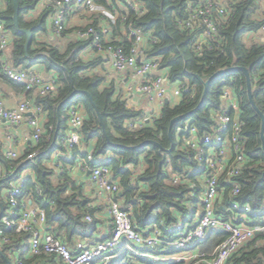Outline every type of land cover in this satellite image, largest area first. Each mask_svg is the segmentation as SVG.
I'll list each match as a JSON object with an SVG mask.
<instances>
[{"label":"trees","instance_id":"16d2710c","mask_svg":"<svg viewBox=\"0 0 264 264\" xmlns=\"http://www.w3.org/2000/svg\"><path fill=\"white\" fill-rule=\"evenodd\" d=\"M6 2L5 9L0 13V20L4 22V29L13 35V42L8 52V58L14 68L28 69L35 65H43L57 73L58 88L55 93L35 95L29 92L28 96L34 104L40 106L47 116V135L41 137L36 146L28 148L23 155L9 160L1 153L0 162L12 172L18 166V173L29 168L32 174L23 181V188L19 199L31 200L46 211V223L49 230L65 245L73 247L77 238L90 240L96 231L98 223L95 217L96 208L90 206V199L84 195L83 188L77 186L70 177L66 164L74 165L75 157L79 154L73 148L70 161L63 159L64 172L54 180V171L45 165V161L55 152L65 151L58 140L53 147L43 152L52 141L53 132L59 123V130L64 129L66 111L73 104H81L85 111V120L81 128V140L86 143L94 141L92 161L89 165L103 164L101 158L108 154L113 155L109 164L114 180L118 183L119 193L116 199L130 213L131 222L139 230L158 226L163 232V238H170L166 229L169 225L183 218L185 225H191L196 218V209L199 204L201 191L202 169L198 166L195 152L184 151L181 141H177V129L183 126L185 120L191 119L192 125L197 128L196 138L210 133L214 124V114L221 108V85L232 89L239 101L240 119L243 122L242 135L245 138L242 150L244 161L236 175L220 177V187L223 189V203L230 205L232 201L240 205L248 204V224H264V155L261 150L260 130L261 118L248 100L245 75L240 70L229 71L212 80L209 85L202 106L189 117L176 122L171 129L174 146L166 154L153 143H145L138 149L114 147L112 143L135 146L145 141H157L163 148L171 146L168 131L171 120L194 109L203 93L202 80L208 79L220 69L229 67H245L249 70L253 100L264 115V41H247V33L258 34L264 20L261 18V4L259 0H240L235 4V13L228 19L218 20L219 41L205 45L201 54L193 48L194 35L197 32L183 28L178 19H185L187 6L191 0H138L144 12L137 13L127 9L125 17L120 16L112 25L113 42L121 46L125 52L131 48V40L127 32L122 34V28L133 26L142 29L145 34L152 36V43L147 44L146 54L156 58L159 69L166 70L170 83H183L181 98L171 103H164L158 116L145 121L140 127L133 128L130 122H136L145 117L143 110L128 105L122 94L117 92L114 82H107L104 69V60L95 56L91 60H78L77 53L87 46V42H71L65 50L51 44L38 43L34 36L28 48L29 58L24 57L25 35L18 34L13 28L12 1ZM20 5L19 25L21 28L33 29V33L45 30V21L49 14L48 9L35 18L26 20L38 0H18ZM98 5L109 8L106 0H94ZM101 18L100 14L88 15V20L96 25ZM260 35V34H258ZM261 37V36H260ZM256 73L258 75L256 76ZM21 91L24 87L16 83ZM87 90L100 112L104 130L100 124L95 108L88 97L79 93L73 95L59 109V104L65 100L73 89ZM49 126L53 127L48 131ZM179 136V135H178ZM180 138V137H179ZM180 140V139H179ZM37 150L34 160L27 159V155ZM87 153L83 155L86 157ZM143 169L137 170L140 164ZM17 173V174H18ZM6 180L1 185L8 187L18 180V175ZM2 174L0 175V178ZM174 178H178L174 181ZM238 185L239 193L231 198L229 195L232 186ZM190 205L194 206L191 210ZM199 208V206H198ZM188 210L191 216L188 217ZM222 213H225L221 211ZM226 214V213H225ZM91 217V221L86 220ZM9 239L3 243L2 252L7 250L27 253L29 234L4 231L2 234ZM226 237L223 231L210 232L195 248L210 253ZM24 249V250H23ZM130 256V257H129ZM119 258L111 264H184L183 262L153 261L148 257L128 254L126 258ZM50 257L45 254L30 256L25 264H46ZM127 258V259H128ZM1 259V256H0ZM122 260V261H121ZM226 264H264V232L256 234L251 240L235 252Z\"/></svg>","mask_w":264,"mask_h":264},{"label":"built area","instance_id":"2783aa9c","mask_svg":"<svg viewBox=\"0 0 264 264\" xmlns=\"http://www.w3.org/2000/svg\"><path fill=\"white\" fill-rule=\"evenodd\" d=\"M45 9L49 10L51 27L56 34L66 31V19L78 8L87 9L92 14H100V23H88L74 29L78 41L87 42L85 48L89 53H101L107 56L111 67L125 75L128 80L125 91L131 95H145L147 100L157 108L151 111V117H144L136 122H130L133 128L140 127L145 121L154 118L160 112L164 103H171L181 98L183 83H170L167 73L159 69L156 58L146 54V46L153 42L150 34L133 26L122 28L131 40V48L125 52L121 46H116L112 36V25L122 13L125 17L127 9L137 13L144 12L138 0H106L108 9L98 5L94 0H44ZM240 0H191L187 6L185 19H178L183 28L191 29L194 35L193 48L197 54L205 45L219 41L218 20L228 19L235 13V4ZM261 4V18L264 20V0ZM6 2L0 0V13L5 9ZM124 13V14H123ZM264 34V23L259 33ZM260 37V38H261ZM264 41V39H260ZM8 36L4 22L0 20V50L8 46ZM85 55V54H83ZM84 57V56H83ZM81 53L77 59L82 60ZM0 73L10 80L22 84L25 90L35 95L55 93L58 88L57 78L44 80L38 72L22 68H14L7 61H0ZM258 73H256V76ZM221 108L214 114V124L210 133L197 140V128L191 119L185 120L178 127L177 134L184 151L195 152V158L202 171L201 191L198 197L199 208L191 225H185L183 218L169 225L166 229L170 238H163V232L158 226L139 230L133 225L130 213L123 208L120 200L118 183L114 180L109 164L113 155L101 158L103 164L90 167V181L103 192L108 199L110 214V231L103 240L94 241L88 245L78 243L75 248L65 245L48 228L45 209L37 205H27L19 199L23 188V179L11 183L7 194V207L0 217V240L9 241L2 234L4 231L29 234L28 250L32 256L45 254L55 256L57 264H111L114 259L134 254L148 257L153 261L183 262L184 264H226L229 258L257 233L264 232L263 225L248 224V204L240 205L232 201L230 205L223 203V189L220 187V177L236 175L244 161L243 148L245 138L242 135L243 122L240 119L239 101L236 93L227 85H221ZM169 97V99H168ZM40 106L33 100L24 97L16 106L8 107L0 99V127L2 124L18 125L26 120L31 138L36 146L47 129L39 120ZM67 131L58 142L64 150L70 149L81 140V128L85 120V111L81 104H73L66 111ZM158 116V115H156ZM53 127L49 126L48 131ZM38 155L35 150L27 155L33 160ZM6 159L19 157L16 151L8 150ZM87 161H94L92 155H87ZM178 178H174L177 181ZM239 193L237 184L232 186L231 198ZM194 206L191 207L193 209ZM221 211L225 212L222 213ZM90 221V216L85 217ZM223 231L226 237L210 253L195 248L210 232ZM11 251V255L15 252ZM130 257V256H129ZM13 264H25L21 256L15 257Z\"/></svg>","mask_w":264,"mask_h":264},{"label":"crops","instance_id":"0c3cea01","mask_svg":"<svg viewBox=\"0 0 264 264\" xmlns=\"http://www.w3.org/2000/svg\"><path fill=\"white\" fill-rule=\"evenodd\" d=\"M45 1L44 0H38L37 6L29 12L26 16V20L35 19L42 11L45 9ZM87 9L84 8H78L75 12L70 14L66 19V31L62 34H56L54 33L52 27H51V20L49 16H47L45 21V30L36 32L35 38L38 43H47L51 44L61 50H65L67 45L71 42H80L77 40L74 29L77 27L84 26L88 23H92V21L88 20V15H91ZM101 21L99 20V23ZM98 23V22H97ZM123 34V29H122ZM8 36V46L7 48L2 51L0 50V61H7L10 66L14 67L11 61L8 58V52L10 50V46L13 42V35L9 32H7ZM255 39V37L253 38ZM260 39H264V34L262 35ZM78 53H81V56L83 57V61L91 60V58L95 56H99L104 60V69L102 72L107 77V82H114L116 86L117 92L122 94V97L127 100V103L129 106L137 109L143 110V113L145 117H151L152 110L157 111L158 109L155 108L153 104H151L145 95H138V94H127L125 91V86L128 82L125 75L115 71L110 64L109 59L107 56L101 53H89L86 48H83ZM77 53V55H78ZM85 54V55H83ZM21 68V67H19ZM23 69V68H22ZM26 70L32 71V72H38L41 77L46 81L51 78L56 79L57 73L54 70L47 69L43 65H35L31 68H28ZM163 73H166V70H162ZM14 81L10 80L7 76L0 73V99L3 100L6 106L8 107H14L16 106L24 97L30 98L31 96H28V91L25 90L24 85L16 83L20 86L24 87V91H21L18 86L14 85ZM169 99V97H168ZM172 100V99H169ZM167 100V101H169ZM159 114V112H157ZM154 114V116L158 115ZM39 120L44 128L47 123V116L46 114L41 111L39 113ZM58 125V132L61 133V136L67 131L66 121H65V127L62 130H59V123ZM56 125V127H57ZM56 130V128H55ZM54 130V132H55ZM53 132V135H54ZM48 136L47 132L43 133V137ZM60 136V137H61ZM59 137V138H60ZM53 139V137H52ZM57 140V139H56ZM52 142V141H51ZM94 141L91 142H84L79 141L78 144H75L70 149H66L63 152H55L50 156V159L45 161V165L54 171V180H56L57 176H60L64 170L65 166L63 163V159H65L67 162L72 159L73 156V148L76 147V151H79V154L75 157V163L74 165L66 164V169H68L70 177L74 180L77 186H81L83 188L84 195L90 199V206L93 208H96L95 217L97 218V229L93 233V238L90 240H82L80 238L75 239L74 245L72 248H75L78 243H81L83 245H88L94 241L103 240L107 237L108 232L110 231V214L108 211V199L106 195L101 192L96 186L90 181V161L86 160V157H83L85 153L86 155H92V149L94 146ZM34 146V142L31 138V130L26 122L23 121L22 123L18 125H7L2 124L0 127V150L1 153L4 155L6 151L13 150L16 151L19 156L23 155L28 148H31ZM111 154H108L106 157H108ZM104 157V158H106ZM144 164H140L136 169H143ZM10 171H8L4 164L0 162V175L2 174V177H5ZM0 178V179H1ZM24 180V179H23ZM15 181H13L14 183ZM4 183V182H3ZM2 184V183H1ZM0 184V205L3 206V210L7 207L6 199L8 194V187H3ZM27 205H35L32 204L31 200H26ZM122 203V201H121ZM91 219V217H90ZM91 221V220H90ZM3 242L0 240V249L2 247ZM24 250V249H23ZM15 253L11 255V251L7 250L6 252H2L0 250V264H13L15 257L21 256L22 251H14ZM32 256L29 253V250L27 249V253L24 254V258L26 260ZM50 258L45 261L46 264H57L56 257L55 256H49ZM23 258V259H24Z\"/></svg>","mask_w":264,"mask_h":264},{"label":"water","instance_id":"95a60500","mask_svg":"<svg viewBox=\"0 0 264 264\" xmlns=\"http://www.w3.org/2000/svg\"><path fill=\"white\" fill-rule=\"evenodd\" d=\"M11 1H12V9H13V14H12V17H11L12 22H13V28H14L16 33L25 35L26 38H25V43H24V57L25 58H29L28 48L31 46V43H32L33 38L35 36V33H33V29L32 28L25 29V28H21L20 27V25H19V13H20L19 2H18V0H11ZM233 70H240V71H242L244 73L245 79H246V92H247L248 100H249L250 104L252 105V107L255 109V111L259 114V116L261 118L260 140H261V150H262V153L264 155V115L259 110V108L255 105V102L253 100V93H252L251 78H250L249 70L246 69L245 67H238V66L229 67V68H225V69H220V70L216 71L215 73H213L208 79L202 80L204 89H203V93H202V96H201V99H200L198 105L194 109L189 111L188 113H185V114L178 115V116L174 117L171 120V122H170L169 131H168L169 138L171 139L170 148L165 149L157 141H153V140L145 141V142L140 143V144L135 145V146H127V145H123V144H119V143H112L110 141H109V143L112 146H114V147H123V148H126V149H138V148L142 147L145 143H153V144L157 145L160 148L161 151L164 152V154H163V160H164L165 157H166V154L169 153L172 150L173 146H174V142H173V139H172V133H171L172 126L176 122H179V121L189 117L191 114L196 112L202 106V104H203V102L205 100L209 85H210V83L212 82L213 79H215V78H217L219 76H222L223 74H225V73H227L229 71H233ZM79 93L85 94L88 97V99L90 100L91 104L95 108L96 113H97V115L99 117L100 124H101L102 129H103V133L106 134V132L104 130L102 116H101L100 112L98 111V109L96 108L91 94L87 90H80V89L74 88L72 93L65 100H63L59 104L57 109H59L65 102H67L70 97H72L73 95L79 94ZM57 135H58V125L56 127L55 132H54L51 144L43 152L49 151L53 147L54 143L56 142ZM22 166H23V164L18 166L14 171L8 173L5 177L1 178L0 179V184L5 182L6 180L12 178L14 175H16L18 173L20 167H22ZM119 195H121V193H119ZM2 212H3V206L0 205V217L2 215ZM256 234H258V233L256 232Z\"/></svg>","mask_w":264,"mask_h":264},{"label":"rangeland","instance_id":"374dc122","mask_svg":"<svg viewBox=\"0 0 264 264\" xmlns=\"http://www.w3.org/2000/svg\"><path fill=\"white\" fill-rule=\"evenodd\" d=\"M261 35H258V34H252V33H247L245 36H244V39L247 40V41H250V40H254V41H257L259 42V38H260ZM255 37V39H253ZM176 139L177 141H180L179 140V136L177 134L176 136ZM32 174V170L29 169V168H24L23 170H21L17 175H18V178L19 179H25L26 177H28L29 175ZM202 182V181H201ZM192 205H190V209H191ZM192 210V209H191ZM191 211L188 210V213H187V216L190 217L191 216ZM119 258H116L114 259L113 261H116L118 260ZM122 261V260H121Z\"/></svg>","mask_w":264,"mask_h":264}]
</instances>
